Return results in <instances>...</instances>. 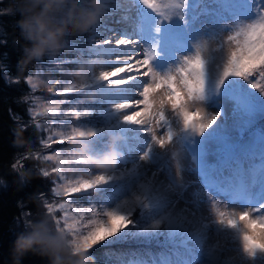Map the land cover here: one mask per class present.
Segmentation results:
<instances>
[{
    "label": "snow or ice",
    "instance_id": "snow-or-ice-1",
    "mask_svg": "<svg viewBox=\"0 0 264 264\" xmlns=\"http://www.w3.org/2000/svg\"><path fill=\"white\" fill-rule=\"evenodd\" d=\"M105 4L104 16L119 12L114 23L128 26L98 25L84 43L67 45L76 66L101 61L87 86L75 88L73 79L62 90L58 80L47 87L80 99L48 101L32 115L64 121L62 131L48 125L45 149L87 133L102 151L108 135L121 133V167L107 174L84 167L68 176L57 163L65 151L37 155L53 162L42 175L54 174L53 192L65 198L48 203L47 213L74 242L91 244L89 255L105 242L155 241L158 251L125 253L127 264H264V0ZM166 54V68L158 69ZM33 79L27 83L34 90ZM89 93L95 98L86 99ZM94 114L98 124L68 122ZM78 195L89 197L86 207L72 202Z\"/></svg>",
    "mask_w": 264,
    "mask_h": 264
},
{
    "label": "trees",
    "instance_id": "trees-1",
    "mask_svg": "<svg viewBox=\"0 0 264 264\" xmlns=\"http://www.w3.org/2000/svg\"><path fill=\"white\" fill-rule=\"evenodd\" d=\"M12 3L13 0H0V180L4 181L0 184V264H11V248L17 235L25 231L27 222L49 215L46 205L57 200L53 192L55 175L43 177L41 171L50 170L53 162L37 159V155L42 157L52 150L63 152L71 144H56L50 149L43 147L41 140L50 132L48 125L56 128L60 122L59 118L54 121L50 115L39 116L34 121L31 112L33 99L51 93L38 87L33 90L27 83L29 74H43L45 70L55 69L56 58L61 61L58 64L66 60L61 53V57L46 56L25 68L19 66L24 41L16 26L19 15L7 13ZM74 95L66 96L76 99ZM17 161L22 167L14 169L12 165ZM71 199L79 202L89 200V197L78 195ZM54 215L59 218L63 213L58 210ZM105 245H97L91 250L95 264H127L129 257L125 253L136 248L159 250L155 243L147 246L131 242ZM22 264H48V258L29 253Z\"/></svg>",
    "mask_w": 264,
    "mask_h": 264
},
{
    "label": "clouds",
    "instance_id": "clouds-1",
    "mask_svg": "<svg viewBox=\"0 0 264 264\" xmlns=\"http://www.w3.org/2000/svg\"><path fill=\"white\" fill-rule=\"evenodd\" d=\"M106 10L105 0H13L7 13L19 15L16 26L24 41L19 66L25 68L46 56L57 57L67 47L68 37L90 32L100 24ZM99 63L97 59L88 60L72 70L73 87H86L92 69ZM94 98L95 93L86 97ZM91 140L87 133L84 138L72 140L57 162L62 171L74 173L90 167L107 174L117 168L124 156L123 135H108L102 151H95ZM91 246L74 242L68 232L56 225L53 216L43 215L27 222L25 231L17 235L11 248V264H22L29 253L47 257L48 264H95L89 255Z\"/></svg>",
    "mask_w": 264,
    "mask_h": 264
},
{
    "label": "rangeland",
    "instance_id": "rangeland-1",
    "mask_svg": "<svg viewBox=\"0 0 264 264\" xmlns=\"http://www.w3.org/2000/svg\"><path fill=\"white\" fill-rule=\"evenodd\" d=\"M132 3H133V0H122V4H123L124 7H128V6L132 5ZM136 7H139V5H136ZM119 15H120V13L118 12L117 15H115V16H111V17L104 16L102 18V20H101L99 25L107 24L108 26L115 27L117 30L120 29L121 27H127L128 26L127 24H122V23L121 24H116V23H114V21L119 18ZM132 15H135V8L132 9ZM172 28L173 29H178L179 26L174 24L172 26ZM90 32H88L86 34H83V35H77V36L68 37V43L71 42L74 45H78V44L84 43L86 41V39H87V37H88ZM168 32H169V26L165 25L164 26L165 36H166V34ZM162 50H163V48H162ZM61 53H63V59L66 60V62L58 64L61 61H58L59 59L56 58L55 69L48 70V71L45 70V72L43 74H39V73L29 74V75L33 76V78H34L33 82L37 85L38 88L43 89V90H47V87L50 86L52 82L58 80V81H60V84L57 86V89L58 90H62V86H64L68 82H72L73 81L74 77H72L70 75V72L72 70H74L77 66L72 64V63H70L69 61L72 60L76 56L75 49L66 47ZM57 57H61V56L58 55ZM168 60H169V57L166 54L165 57L161 58L157 62L158 69H161V70L165 69L166 66H167ZM57 65H60L61 69H59L57 67ZM74 96H77V98L76 99H74V98L68 99L67 96H59V95H56L54 93H51V94H47V96L34 98L33 99L34 104L31 107V112H32L33 109H35L36 111H42L43 107L47 106V102L48 101L58 102V101H61V100H65V101H71L72 104H76V102L80 99V96H79V94H76ZM91 103H93V102L90 101V100H85L84 101V105L91 104ZM84 105H82V106H84ZM67 107H68L67 104L62 105V108H64V109H66ZM100 120H101V118L98 115L94 114L93 116L87 118L86 120H82V121L71 120V121H68V122L72 123L75 126V125L82 124V123H97L98 124L100 122ZM59 122H60V124L64 123V121H62L60 118H59ZM55 130L56 131H62L63 129L60 128L59 126H57L55 128ZM50 134H51V132H49L47 134V137ZM54 151H61V150H52V151L47 152V154L49 155V154H51ZM125 156L127 157V153H125ZM165 159L167 160L168 158L166 157ZM117 167H121V165L119 164ZM129 167H130V165H129ZM95 171H99V170L95 169ZM74 174L75 173H72V174L71 173H66V175H68V176H73ZM63 199H65V198L57 197V200L53 201L52 203L55 204V203L63 202ZM95 201H96V199H92V202H95ZM72 202L80 204V205H83V206L86 207L87 204L89 203V200L83 199V200H79V202H78L75 199H72ZM160 239L163 240V237H161ZM105 243H107V242H105ZM125 243H130V242H125ZM152 243H155V241H153ZM231 247L234 248L235 244H232ZM229 255L234 256V252L227 253L226 257L229 256ZM102 264H104V263H102Z\"/></svg>",
    "mask_w": 264,
    "mask_h": 264
}]
</instances>
